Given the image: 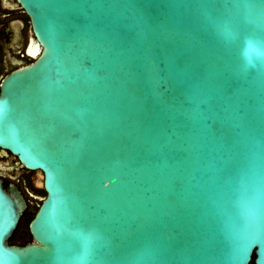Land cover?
Returning a JSON list of instances; mask_svg holds the SVG:
<instances>
[{
	"label": "water",
	"instance_id": "obj_1",
	"mask_svg": "<svg viewBox=\"0 0 264 264\" xmlns=\"http://www.w3.org/2000/svg\"><path fill=\"white\" fill-rule=\"evenodd\" d=\"M0 149L45 189L32 239L0 178V264H264V0H17Z\"/></svg>",
	"mask_w": 264,
	"mask_h": 264
},
{
	"label": "flooded vegetation",
	"instance_id": "obj_2",
	"mask_svg": "<svg viewBox=\"0 0 264 264\" xmlns=\"http://www.w3.org/2000/svg\"><path fill=\"white\" fill-rule=\"evenodd\" d=\"M36 42L30 17L22 5L17 0H0V76L15 68L17 61H31ZM0 178L5 187L12 182L19 188L26 200L25 209L36 210L45 196L44 187L36 184L37 170L21 165L16 155L2 149Z\"/></svg>",
	"mask_w": 264,
	"mask_h": 264
},
{
	"label": "trees",
	"instance_id": "obj_3",
	"mask_svg": "<svg viewBox=\"0 0 264 264\" xmlns=\"http://www.w3.org/2000/svg\"><path fill=\"white\" fill-rule=\"evenodd\" d=\"M35 209H25L20 216V219L15 227L13 233L8 238V243L24 244L32 239L31 233L28 228V222L34 215ZM255 253H252L251 259L248 264H255Z\"/></svg>",
	"mask_w": 264,
	"mask_h": 264
},
{
	"label": "snow or ice",
	"instance_id": "obj_4",
	"mask_svg": "<svg viewBox=\"0 0 264 264\" xmlns=\"http://www.w3.org/2000/svg\"><path fill=\"white\" fill-rule=\"evenodd\" d=\"M0 111H2V109H0ZM9 264H13V262H12V261H10V262H9Z\"/></svg>",
	"mask_w": 264,
	"mask_h": 264
}]
</instances>
